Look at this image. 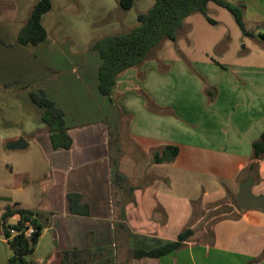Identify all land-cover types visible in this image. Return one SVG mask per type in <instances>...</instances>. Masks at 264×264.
I'll return each instance as SVG.
<instances>
[{
	"label": "rangeland",
	"instance_id": "374dc122",
	"mask_svg": "<svg viewBox=\"0 0 264 264\" xmlns=\"http://www.w3.org/2000/svg\"><path fill=\"white\" fill-rule=\"evenodd\" d=\"M37 1L0 0V208L13 201L37 202L47 173L41 150L30 143L35 122L42 123L43 110L32 103L29 93L43 90L66 113L70 126L108 118L103 113L107 108L110 113V103L97 90L100 59L91 46L136 28L137 15L146 13L154 2L134 0L129 10H122L120 0H50L51 10L41 21L46 40L21 46L18 32ZM227 1L244 5L245 30L251 36L242 33L228 11L210 2L205 15L193 13L183 20L175 42H159L145 59L149 65L161 64L158 72L167 71L165 89L155 84V91L169 107L159 111L171 120L167 119V129L161 120L156 126L163 136L181 144L179 156L171 163L147 166L150 151L124 136L121 171L140 202L138 211L133 205L127 208L139 219V223L132 220L131 227L164 234L168 241L189 228L193 235L188 242L194 251L202 248L204 259L211 258L205 264H233L242 261V255L251 256L250 264H260L264 262V224L248 227L245 221H237L243 210L237 208L235 197L246 181L253 183L254 195L264 197V185L262 192L259 188L264 165L260 167V159L239 157L229 130L232 121L246 112L239 102L242 99L232 97L230 80L264 76V0ZM43 126L45 138L48 129ZM13 134L29 147L9 151ZM148 173L154 174L152 179L145 178ZM154 216H163V221L150 223ZM241 227V241H231ZM214 233L218 235L215 242ZM50 251L46 240L26 260L44 263ZM128 253L120 254L118 262L120 258L121 264H127ZM2 254L4 259L11 257L9 247L0 244V258ZM215 255L224 262L215 260Z\"/></svg>",
	"mask_w": 264,
	"mask_h": 264
},
{
	"label": "crops",
	"instance_id": "0c3cea01",
	"mask_svg": "<svg viewBox=\"0 0 264 264\" xmlns=\"http://www.w3.org/2000/svg\"><path fill=\"white\" fill-rule=\"evenodd\" d=\"M149 63L150 61H145L140 66L119 74L111 96L106 97L110 103V113L107 108L103 114L108 118L70 126L67 124L66 113L63 111L67 133L72 139L69 150H54L49 134L45 135V138L41 134L44 124L35 122L36 131L31 135L30 143L39 147L47 167V173L40 183L37 202L25 205L22 202L13 201L12 205L0 208V219L6 208L14 207L37 212L40 214L39 220L46 219V226L41 231L33 253L46 240L50 242L51 251L44 263L37 261L34 264H71L70 260L64 258V254L74 250H87L88 253L97 254L89 264H101L108 258L119 256L124 251L149 250L176 240L168 241L164 234L149 233L131 227L130 222L133 220V223L135 221L139 223V219L136 213L130 214L127 208L133 205L138 211L140 202L137 203L134 187L129 185L127 176L121 171V149L124 136L129 142L136 141V144L145 147L148 151L158 147L176 146L179 150L177 157L180 153L181 144L168 139L166 135L163 136V133L158 132L160 128L156 126L161 120L167 129V119L171 120L159 111L169 107L167 108V105L160 101L159 93L155 91V84L156 86L162 84L160 90L165 89L167 71L158 72L157 69L162 70V65H149ZM170 72L171 70L168 73ZM230 86L233 91L232 97L242 99L239 102L244 103L242 105L246 109L244 114L234 119L232 125L230 124L232 128L229 131L232 133V140H235L232 145L239 157L251 159L252 143L259 140L264 132V76L260 74L251 77L246 75L243 78L234 76V79L230 80ZM37 124L40 125L37 126ZM10 138L9 143L20 137L13 134ZM259 164L260 167L264 165V156L260 158ZM146 165L161 166L154 164L151 158ZM173 167L174 165L170 169ZM116 172L123 177L119 181H116ZM152 175L154 174L148 173L145 178L152 179ZM263 183L259 187L261 192ZM18 190L22 191V188ZM251 194L257 196L252 192ZM70 205L74 206L76 213H71ZM262 211L264 209H246L241 211L236 219L245 221V226L250 224L259 228L264 224ZM8 220L11 223H17L20 217L14 215L5 221L1 220V225ZM154 220L161 222L163 216L161 218L154 216L149 222L153 223ZM118 225H123L125 229L118 228ZM241 229L242 227L239 230L237 228L233 232L231 241H241L240 237L243 233ZM0 233V244L8 247V239L4 237L1 229ZM213 237V242L218 241L217 233H214ZM199 249L194 251L187 241L183 247L169 255L161 258L131 259L127 264H205L204 262H209L210 256L204 259L202 252L200 253L202 248ZM4 257L2 254L0 264H8L9 259ZM214 257L219 263L224 262L223 257L218 258L217 255ZM240 258L242 261L235 260L233 264L237 262L250 264L253 260L248 255H242ZM225 260L228 262V259L225 258ZM119 264H121L120 258Z\"/></svg>",
	"mask_w": 264,
	"mask_h": 264
},
{
	"label": "trees",
	"instance_id": "16d2710c",
	"mask_svg": "<svg viewBox=\"0 0 264 264\" xmlns=\"http://www.w3.org/2000/svg\"><path fill=\"white\" fill-rule=\"evenodd\" d=\"M153 5L144 14L137 15L138 26L131 31L104 37L91 46L93 51L98 53L100 64L97 72V90L100 95L110 97L116 85V80L122 72L138 67L146 60L147 53L163 40L175 42L176 34L185 18L193 13L205 15L208 3L215 5L228 11L236 25L244 35L251 36L246 32L243 21L245 7L242 4H233L227 0H153ZM122 10H129L134 0H120ZM51 10L50 0H38L30 15L20 29L17 35V42L21 46L33 45L37 46L44 42L47 33L42 26V17ZM209 23H213L207 18ZM32 103L43 110L41 122L47 127L51 146L54 150H69L72 146V139L68 135L67 127L64 119V112L51 101L43 90L38 92H30ZM252 159L257 161L264 156V132L259 140L252 143ZM178 147L165 146L151 149V160L154 164L171 163L178 155ZM116 181L123 177L120 173L115 174ZM71 202V201H70ZM71 213H76L74 206L70 205ZM18 215V229H22L26 222L31 223L36 232L32 236L30 242L22 236L9 239L8 229H2L5 238L8 239V247L11 257L8 264H29L26 257L33 253L37 241L40 237L43 226L39 222L40 214L22 208H6L1 220ZM118 228H124L118 225ZM193 235V231L189 228L178 234L175 241L161 244L149 250L133 249L128 253V258L142 259L161 258L169 255L186 243ZM97 254L88 253V251L74 250L64 254L66 260H70L71 264H89L95 259ZM88 256V260L87 257ZM101 264H119L118 256L106 259Z\"/></svg>",
	"mask_w": 264,
	"mask_h": 264
},
{
	"label": "water",
	"instance_id": "95a60500",
	"mask_svg": "<svg viewBox=\"0 0 264 264\" xmlns=\"http://www.w3.org/2000/svg\"><path fill=\"white\" fill-rule=\"evenodd\" d=\"M28 147V144L23 138H19L18 140L11 142L7 145V149L10 151L23 150ZM252 182L246 181L241 184L239 193L235 197V203L238 209L246 210L251 208H259L264 209V198L261 196H253L251 194ZM40 224L45 227L46 219H40ZM0 227H1V219H0Z\"/></svg>",
	"mask_w": 264,
	"mask_h": 264
},
{
	"label": "built area",
	"instance_id": "2783aa9c",
	"mask_svg": "<svg viewBox=\"0 0 264 264\" xmlns=\"http://www.w3.org/2000/svg\"><path fill=\"white\" fill-rule=\"evenodd\" d=\"M18 222L17 223H11L9 220L5 223H2L1 230L5 227L8 229L9 239H13L18 236H22L25 240L30 242L32 236L36 232L35 228L31 223L26 222L22 229H18Z\"/></svg>",
	"mask_w": 264,
	"mask_h": 264
}]
</instances>
